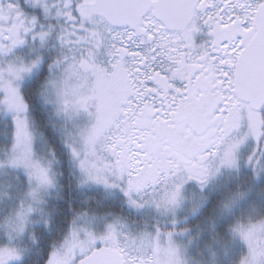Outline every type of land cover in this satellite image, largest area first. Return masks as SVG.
<instances>
[{
	"label": "snow or ice",
	"instance_id": "snow-or-ice-1",
	"mask_svg": "<svg viewBox=\"0 0 264 264\" xmlns=\"http://www.w3.org/2000/svg\"><path fill=\"white\" fill-rule=\"evenodd\" d=\"M0 264H264V0H0Z\"/></svg>",
	"mask_w": 264,
	"mask_h": 264
}]
</instances>
